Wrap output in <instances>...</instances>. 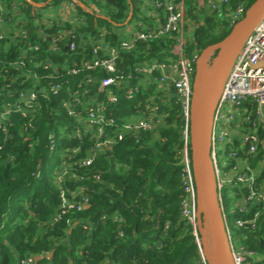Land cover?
<instances>
[{
    "label": "trees",
    "instance_id": "obj_1",
    "mask_svg": "<svg viewBox=\"0 0 264 264\" xmlns=\"http://www.w3.org/2000/svg\"><path fill=\"white\" fill-rule=\"evenodd\" d=\"M2 1L8 9L21 7L29 20L44 12L26 0ZM29 1L38 5L49 1L46 9L62 1L73 2L78 15L84 18V25L76 32L79 33L76 37L79 48L70 52L63 43L59 54L51 53L48 39L41 41L34 30L25 38H14L13 35L0 41V112L15 96L8 97L5 90L8 85L15 90L33 87L31 81L21 85L20 72L10 69L9 63L23 60L24 52L29 56L26 62H50L61 69L69 68L79 63L84 54L80 41L88 38V34H97L98 28L105 27L112 32L116 26L124 24L137 0ZM254 1L231 0L230 7L234 10L243 4L247 9ZM185 6L187 26L191 27L192 22L199 24L193 37L189 38L187 56H200L205 48L226 37L231 27L228 18L210 16L203 0H185ZM67 27L70 29V25ZM57 29L46 33L53 36ZM107 39L111 46L119 43L114 33ZM35 43L41 44L40 50L30 48ZM173 46L171 37H163L140 42L134 50L120 54L117 72L131 75L128 85L132 89L137 87L138 91L127 99L119 90L111 88V92L120 95L117 104L108 105L107 114L116 119L146 117L149 115L146 107L156 106L159 123L153 131L126 136L111 151L97 152L88 166L80 162L90 155L94 140L90 136L70 138L74 124L78 122L69 117L62 106L78 80L75 77L64 74L68 97L62 95L41 100L40 110L36 113L28 117L14 113L8 117L11 124L6 130L0 126V264H18L28 256L40 257L36 264H201L192 227L181 214L183 190L179 152L184 125L181 107L172 86L167 84L163 90L158 88L159 74L151 77L135 71L136 66L144 62L173 58ZM87 50L86 58L90 59L91 50ZM199 64L205 67V62L199 61L193 65L194 72ZM42 67L43 64L40 68L29 65L39 75L42 72L45 75ZM93 76L98 81L106 75L97 70ZM97 87L95 83L91 93L98 96L96 101L106 103L105 95L97 94ZM52 134L58 143L56 152L49 148ZM259 134L264 139V133L259 131ZM54 155L58 156L55 164ZM63 162L68 166L58 184L57 176ZM252 166L256 167L257 161ZM260 171L258 185L264 187V168ZM61 190L70 199V192L82 191L88 205L62 215L52 225L60 209ZM223 201H226L225 196ZM236 202V199L232 200L227 209L230 222L251 219L256 209L262 210L256 206L242 213ZM202 218L201 214V225L206 234L208 222ZM230 226L235 246L264 255L263 210L256 229L250 225ZM208 235L207 248L210 250L213 247L210 231Z\"/></svg>",
    "mask_w": 264,
    "mask_h": 264
},
{
    "label": "built area",
    "instance_id": "obj_2",
    "mask_svg": "<svg viewBox=\"0 0 264 264\" xmlns=\"http://www.w3.org/2000/svg\"><path fill=\"white\" fill-rule=\"evenodd\" d=\"M230 3L231 0H203L204 8L210 16L228 18L229 25L232 27L243 17L246 9L245 5L241 4L231 10ZM89 5L95 9L94 5L90 3ZM134 7L127 21L116 26L112 32L101 27L97 29V34H88V38L82 39L80 46L84 54L81 55L79 63H74L69 68L61 69L50 62L41 63L32 60L26 62L29 56L24 52L23 60L9 63L10 69L20 72L19 76L22 79L20 84L31 81L33 87L15 90L11 85L7 86L5 90L8 92V97L12 98L11 94L15 96L0 112V126L2 130H6L11 124L8 117L14 113L22 117L36 113L40 110L41 100H48L50 97L58 98L62 95L68 97L69 91L65 87L67 82L64 80V74L75 77L78 80L68 101H63L62 106L68 116L74 120L76 118L78 122L77 125L74 124V133L70 138L90 136L94 140L95 145L90 155L80 162L83 166L90 165L97 152L111 151L113 146L126 136L153 131L157 127L159 120L156 119V106L146 107L149 109V115L146 117L132 116L116 119L108 115V105L117 104L120 95L111 92L110 89L116 88L125 98L131 99L133 92L136 93L138 88L129 87L128 81L131 75L125 76L117 72L120 54L134 50L140 42L146 43L171 37L174 40V46L171 49L173 58L144 62L136 66L135 71L151 77L159 74L158 88L163 90L164 85L172 86L181 107L184 122L181 130L182 147L179 152L183 190L181 214L192 227L201 264H209L202 245L199 226L201 215L199 218L197 208L199 199L193 177L190 145L193 65L200 61V56L197 54L187 56V48L191 43L189 38L193 37L194 30L198 29L199 24L192 22L191 27L187 26L185 0H137ZM49 10L52 11L43 12L44 14H38V17L29 20L21 12V8L12 6L8 9L0 0V41L13 35L14 38H25L34 30L42 39L41 41L48 39L51 53L59 54L63 43L70 52L76 51L79 48L76 43L79 33L76 34V32L80 31L84 25V18L78 15L76 5L71 1H62ZM134 17L136 22L131 25ZM122 26L126 28L124 32L119 30ZM55 27H58L56 33L53 36L47 35L46 31ZM111 33L117 35L118 44L111 46L107 39ZM30 48L38 51L41 44L35 43ZM87 49L91 50V54H88L90 59L86 58ZM31 64L34 68H40L43 64L42 69L46 71V74L42 72L39 75L29 68ZM66 66L67 64L64 65ZM97 70L106 75L98 81L93 76ZM81 74L86 76L81 77ZM95 83L98 84L97 94H104L106 103L96 101L98 96L91 93ZM259 131L264 133V17L255 24L244 39L226 75L215 109L211 134L210 157L218 190L217 196L222 207L235 264L264 263V255L253 254L242 246H235L230 226L235 225L241 228L250 225L252 229H256L261 211H264V187L258 185V180L261 178L260 169L264 168V139ZM49 140V148L54 151L56 148L54 134L50 135ZM254 161H257L256 167L252 166ZM67 166L66 162L62 163L57 176L58 184L63 180ZM95 178L98 177L95 176ZM230 189L233 190L231 202L236 199L237 209L240 212H249L256 206L262 210L256 209L251 219L230 222L227 218V209L231 202L227 207V202L223 201L224 193H228ZM82 193V191L70 192V199L65 191H60V209L53 218L52 225L62 215L74 210L79 211L88 205V200ZM115 218L118 220V217ZM204 237L207 243L205 234ZM34 258L33 256L25 257L18 264H34Z\"/></svg>",
    "mask_w": 264,
    "mask_h": 264
},
{
    "label": "water",
    "instance_id": "obj_3",
    "mask_svg": "<svg viewBox=\"0 0 264 264\" xmlns=\"http://www.w3.org/2000/svg\"><path fill=\"white\" fill-rule=\"evenodd\" d=\"M30 5L44 8L49 3L38 5L26 0ZM264 17V0H255L243 17L230 29L219 43L208 46L200 55L204 62L211 52H216L215 60L207 70L197 65L192 82L193 95L190 106V145L192 171L198 201V217L203 213L209 223L212 239L210 253L202 235L204 255L209 264H235L224 222L222 207L217 196V187L212 160L210 157L213 118L226 75L244 39L255 24ZM70 233V230L68 231ZM50 257V256H49ZM41 258L35 257L34 264Z\"/></svg>",
    "mask_w": 264,
    "mask_h": 264
},
{
    "label": "rangeland",
    "instance_id": "obj_4",
    "mask_svg": "<svg viewBox=\"0 0 264 264\" xmlns=\"http://www.w3.org/2000/svg\"><path fill=\"white\" fill-rule=\"evenodd\" d=\"M20 5V4H19ZM19 8H21V7H19ZM22 9V8H21ZM42 11H44L45 13H49L50 12V10L49 9H46L45 7L44 8H40V12H42ZM135 13L136 14H138L137 13V10H135ZM13 14H14V12H13ZM38 14H44L43 12L42 13H38ZM31 17H35V15L34 16H31ZM136 22V18L134 17L133 18V20H132V22H131V25H133L134 23ZM126 28H125V26L123 27H119V30L121 31V32H124V30H125ZM215 56H216V52H211L208 56H207V58H206V60L204 61L205 62V69H209L210 67H211V65L213 64V62H214V60H215ZM58 143L55 141V145H56V148H57V145ZM56 148H55V150H56ZM54 150V151H55ZM53 151V152H54ZM56 152V151H55ZM58 161V156L57 155H54L53 156V163L55 164L56 162ZM232 191L233 190H229V192L228 193H224V196L226 197V202H227V207H228V205H229V203L231 202V195H232ZM202 216H203V220H205L206 219V217L204 216V214L202 213ZM231 220H234V219H232L231 218ZM204 222H206V221H204ZM209 224V223H208ZM206 231H207V233L205 234L206 235V238H207V240H210L209 239V235H208V231H209V225L206 227V229H205ZM209 252L211 253L212 252V249H210L209 250Z\"/></svg>",
    "mask_w": 264,
    "mask_h": 264
},
{
    "label": "crops",
    "instance_id": "obj_5",
    "mask_svg": "<svg viewBox=\"0 0 264 264\" xmlns=\"http://www.w3.org/2000/svg\"><path fill=\"white\" fill-rule=\"evenodd\" d=\"M49 9H50V8H49ZM51 11H52V10H51ZM51 11H50V12H51ZM54 11H56V10H54ZM54 11H53V12H54Z\"/></svg>",
    "mask_w": 264,
    "mask_h": 264
}]
</instances>
